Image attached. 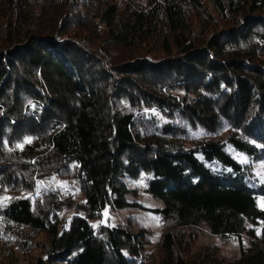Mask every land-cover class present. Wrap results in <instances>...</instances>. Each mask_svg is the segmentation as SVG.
Masks as SVG:
<instances>
[{"label":"trees","instance_id":"1","mask_svg":"<svg viewBox=\"0 0 264 264\" xmlns=\"http://www.w3.org/2000/svg\"><path fill=\"white\" fill-rule=\"evenodd\" d=\"M0 22V264H264L239 162L264 167V0H0ZM129 207L155 246L110 222ZM202 230L238 258L187 257Z\"/></svg>","mask_w":264,"mask_h":264},{"label":"rangeland","instance_id":"2","mask_svg":"<svg viewBox=\"0 0 264 264\" xmlns=\"http://www.w3.org/2000/svg\"><path fill=\"white\" fill-rule=\"evenodd\" d=\"M3 32V23L0 22V35ZM240 164L243 166L245 172L248 174L250 179L256 178L259 183L264 182V167L256 166L253 163L244 160L243 158H239ZM49 186L56 190H60L64 194H71V190L69 185L63 181L49 180ZM47 189L45 184H37L33 195L38 196L43 191ZM129 205H133V203L140 204L144 209H156L160 208L161 204L155 200L147 196H138L135 200L133 198L126 199ZM6 199H0V204L5 203ZM258 207L261 210H264V202L262 200H258ZM127 219L134 220V226H141L147 230H149L151 234V244L152 247L157 244L160 238L159 234V221L158 217L155 214H152L146 210H142L140 208L129 207L121 212H115L110 217V222L114 225L124 224ZM244 245H247V240H245ZM218 252L221 257L225 258L228 262H233L238 258V249L233 240H220L216 237L209 235L207 232L203 231L199 233L192 244L190 245L186 256L187 257H205L210 254L212 251Z\"/></svg>","mask_w":264,"mask_h":264}]
</instances>
